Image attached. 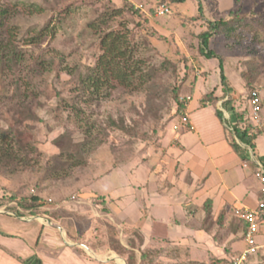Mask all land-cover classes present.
I'll use <instances>...</instances> for the list:
<instances>
[{"label":"rangeland","instance_id":"obj_1","mask_svg":"<svg viewBox=\"0 0 264 264\" xmlns=\"http://www.w3.org/2000/svg\"><path fill=\"white\" fill-rule=\"evenodd\" d=\"M126 1L135 9L144 5L143 17L127 11ZM162 5L170 9L169 15L155 16L154 9ZM1 8L11 14L1 37L15 45L20 63L0 73V131L13 130L30 163L14 172L0 167V197L39 196L45 206L69 207L92 195L93 204H101L93 190L103 193L119 182L128 184L130 178L118 175L119 168L148 166L161 172L168 155L164 142L177 132L174 127L183 113L177 112L172 91L179 90V99L191 95L193 80L203 75L208 59L199 50L200 35L210 20L230 21L235 13L249 16L246 25L216 38L213 49L237 77L255 66L259 77L254 88L264 94V27L254 21L264 23V0H0ZM40 32L44 41L30 44ZM110 32L126 36L135 58L144 62L143 71H153L156 91L138 82L128 89L117 86L95 102L78 100L79 77L97 65L102 39ZM244 89L235 96L241 111L248 107L251 92ZM111 119L123 121L131 134L111 127ZM85 141L86 159L68 166L61 152L75 151ZM108 173L105 181L95 184ZM158 187L166 189L164 183ZM1 201L0 214H13L14 204ZM2 224L0 219V229ZM97 240L117 248L115 228L107 227ZM244 249L245 242L237 241L232 251ZM188 262L184 257L167 264ZM255 263L264 264V256Z\"/></svg>","mask_w":264,"mask_h":264},{"label":"crops","instance_id":"obj_2","mask_svg":"<svg viewBox=\"0 0 264 264\" xmlns=\"http://www.w3.org/2000/svg\"><path fill=\"white\" fill-rule=\"evenodd\" d=\"M219 67L217 59L208 60L203 75L193 80L188 113L194 130L166 138L168 155L161 172L148 166L119 168L118 175L130 178L128 184L119 182L103 193L93 190L101 204H93L88 195L69 207L45 206L46 214L38 217L0 214V264H167L184 257L233 264L244 251L232 249L244 241L245 230L234 210L254 209L261 197L255 162L264 159V133L256 136L254 149L239 143L243 156L235 151L230 136L235 116L226 115L222 100L216 105L207 98L223 96ZM224 68L234 95L242 93L246 84L241 75L231 74L226 61ZM107 227L116 230L117 248L97 240ZM259 258L247 264H257Z\"/></svg>","mask_w":264,"mask_h":264},{"label":"trees","instance_id":"obj_3","mask_svg":"<svg viewBox=\"0 0 264 264\" xmlns=\"http://www.w3.org/2000/svg\"><path fill=\"white\" fill-rule=\"evenodd\" d=\"M165 1V0H162ZM184 3L186 0H172ZM124 8L134 15L143 17L140 10L135 9L127 1L124 3ZM202 13V9H199ZM117 13V12H116ZM11 16L10 11L7 9H0V73L8 67H17L20 63L19 56L17 54L15 45L10 41L9 38L4 39L1 35L5 32L4 29L6 25L4 20ZM248 15L242 16L235 13L230 21L219 20L208 22L207 31L200 35V52L208 60L217 59L220 63V86L223 90V96L221 99L213 98L212 95L207 96V98L212 99L214 103L222 100L223 110L230 111L236 118V123L231 126L232 133L234 135V141H232V146L236 152L244 155V149H242L241 144L247 145L251 149L255 148L256 136L249 135L250 122L248 120V107L245 110H240L236 106V99L234 95V89L230 84V81L225 73L224 61L221 59L216 51L213 49V43L219 36L230 35L235 32L236 28L240 25H246L248 21ZM255 24H259L264 27V23L261 20H254ZM252 27V26H251ZM256 31H260L259 28L253 26ZM44 41L43 32H40L38 37L29 40L30 44L39 46ZM103 55L99 58L97 65L93 68H89L87 76L79 77L78 94L76 99L80 100L82 98L86 99L87 102H95L101 100V98L106 97L105 93H109L111 89H115L117 86L124 88L135 87L136 83L139 85L146 86L148 89L156 91V86L153 84V71L149 72V75L143 71V60L135 58V50L128 46L127 39L125 35L114 34L110 32L105 35L101 42ZM156 70H154L155 72ZM242 79L244 80L246 87L252 91L258 82L259 73L255 66H253L249 73H242ZM19 90V86H17ZM106 90L107 92H103ZM104 93V94H103ZM174 95V100L178 105L177 112L180 114L184 111V107L180 99L178 98L179 90L174 89L172 91ZM249 96V95H248ZM217 114L221 120H224L223 111L217 110ZM35 117V116H34ZM110 125L124 133L131 134L132 131L124 122L120 121L117 123L115 120L111 119ZM92 128V127H91ZM90 132V129L88 130ZM88 132V133H89ZM91 138V137H89ZM90 141V140H87ZM83 142L76 146L75 151L66 150L61 152V156L64 157L68 166L71 167L79 166L78 161H84L86 159V146L89 142ZM22 152V153H21ZM75 152V153H74ZM72 155V156H71ZM58 156L60 162H63L62 157ZM57 159V160H58ZM75 162V164H74ZM261 162L264 165V159L261 158ZM30 163L27 153L25 154L23 149L19 146L17 139L13 133V130L0 131V167L4 166L5 169H9L10 172L18 170L19 167H24L26 164ZM65 163V162H64ZM64 166H67L64 165ZM7 200L9 203H13L14 206H10L12 212L17 217H28V216H41L46 214L41 210L45 207L46 202L39 196H29V197H19L15 193L4 194L0 197V206L2 207V201ZM207 218L211 217V204L206 206ZM135 259L134 255L130 257ZM150 264H154L150 260ZM187 264H225L222 260H212L210 263H199L195 261L188 262Z\"/></svg>","mask_w":264,"mask_h":264},{"label":"built area","instance_id":"obj_4","mask_svg":"<svg viewBox=\"0 0 264 264\" xmlns=\"http://www.w3.org/2000/svg\"><path fill=\"white\" fill-rule=\"evenodd\" d=\"M130 1V0H129ZM138 10L145 12L144 5H136ZM170 9L165 6H158L154 9V15L164 17L169 15ZM193 100L192 95L182 97L184 111L179 125L174 127L175 131L194 130L188 113V107ZM248 120L250 122L249 135L258 136L264 133V99L260 88H254L248 98ZM232 133V129H231ZM255 176L261 185V197L254 209L235 208L234 214L245 223L244 230V251L236 258L234 264H247L251 258L264 256V165L260 161L255 162Z\"/></svg>","mask_w":264,"mask_h":264}]
</instances>
